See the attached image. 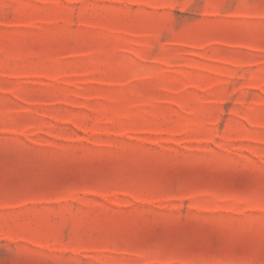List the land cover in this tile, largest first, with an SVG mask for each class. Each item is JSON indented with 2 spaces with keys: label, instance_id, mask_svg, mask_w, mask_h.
Instances as JSON below:
<instances>
[{
  "label": "rangeland",
  "instance_id": "1",
  "mask_svg": "<svg viewBox=\"0 0 264 264\" xmlns=\"http://www.w3.org/2000/svg\"><path fill=\"white\" fill-rule=\"evenodd\" d=\"M0 264H264V0H0Z\"/></svg>",
  "mask_w": 264,
  "mask_h": 264
}]
</instances>
